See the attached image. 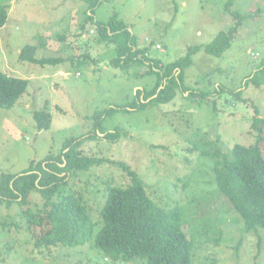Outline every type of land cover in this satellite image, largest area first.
I'll use <instances>...</instances> for the list:
<instances>
[{
    "label": "rangeland",
    "instance_id": "374dc122",
    "mask_svg": "<svg viewBox=\"0 0 264 264\" xmlns=\"http://www.w3.org/2000/svg\"><path fill=\"white\" fill-rule=\"evenodd\" d=\"M0 5L9 8L0 29V72L29 82L12 109H0V178L58 155L67 140L93 134L95 113L118 108L99 123L102 133L82 144L83 153L124 163L157 205L181 209L194 246L192 264H264V229L244 231L242 218L218 190L214 160L193 148L204 140L217 144L218 138L223 151L257 141L254 118L264 121V0H100L94 11L86 0H0ZM246 14L222 56L202 50L184 71L189 91L211 95L203 99L177 91L168 104L127 109L137 91L155 85L151 63L168 65L185 57L190 47L208 45ZM112 18L125 24L137 48L148 49L146 62L128 68L113 64L118 42L102 40L99 31ZM26 46L37 48L38 59L60 62H22ZM41 111L51 116L48 129L39 130L34 120ZM261 127L264 156V123ZM114 131L120 134L117 142L103 139ZM131 179L105 162L71 178L55 199L77 193L100 223L108 186L127 187ZM35 200L40 208L39 195ZM23 222L17 207H0V264H146L105 260L92 242L36 250Z\"/></svg>",
    "mask_w": 264,
    "mask_h": 264
},
{
    "label": "trees",
    "instance_id": "16d2710c",
    "mask_svg": "<svg viewBox=\"0 0 264 264\" xmlns=\"http://www.w3.org/2000/svg\"><path fill=\"white\" fill-rule=\"evenodd\" d=\"M86 1L93 11L100 2ZM93 11L89 12L87 18L92 16ZM8 12V6L0 5V29L8 20ZM235 18L236 24L229 31L220 32L208 45L190 47L185 57L168 65L160 61L151 63V72H156L157 76L155 85L148 91H137L127 109L144 110L152 105L168 104L175 99L177 91L203 99L211 95L189 91L183 85L184 71L192 65V57L196 53L203 50L220 57L231 47L237 29L243 20H248L249 14ZM99 31L102 40L118 42V55L112 61L115 66L128 68L137 62L147 61L148 49L137 48L124 23L112 18L101 23ZM36 51V47H24L20 60L40 66L60 62V59L53 58L38 59ZM263 69L260 67V70ZM28 85L27 80L0 72V109H12L26 93ZM117 109L95 113L92 118L97 122L93 134L67 140L58 155H48L40 162H31L21 174H3L0 178V207L19 209L24 219L23 225L36 250L85 246L92 242L105 260L114 263L144 260L146 264H192L194 246L183 229L181 209H166L157 205L137 174L124 163L83 153L82 144L97 133L101 134L99 123L104 117L112 116ZM34 120L39 130L48 129L51 125V116L46 111L36 112ZM263 123L257 116L254 118L252 127L258 131V138L255 145L250 147L235 145L230 151H223L219 148V138L217 144L204 140L201 144L193 145L203 156L214 160L213 173L218 190L240 215L244 231L248 234L264 229V156L260 147ZM119 137V132L114 131L104 134L103 139L117 142ZM105 162L123 168L131 176L132 182L127 187L108 186L105 204L100 209V223L91 218L85 200L77 193L71 192L55 199L62 187L68 186L71 178ZM36 194L40 197V208L35 200ZM5 222L8 221L2 222V227ZM12 222L21 228V224L13 219Z\"/></svg>",
    "mask_w": 264,
    "mask_h": 264
},
{
    "label": "built area",
    "instance_id": "2783aa9c",
    "mask_svg": "<svg viewBox=\"0 0 264 264\" xmlns=\"http://www.w3.org/2000/svg\"><path fill=\"white\" fill-rule=\"evenodd\" d=\"M157 48H160V46H157Z\"/></svg>",
    "mask_w": 264,
    "mask_h": 264
},
{
    "label": "crops",
    "instance_id": "0c3cea01",
    "mask_svg": "<svg viewBox=\"0 0 264 264\" xmlns=\"http://www.w3.org/2000/svg\"><path fill=\"white\" fill-rule=\"evenodd\" d=\"M188 94V93H187Z\"/></svg>",
    "mask_w": 264,
    "mask_h": 264
}]
</instances>
